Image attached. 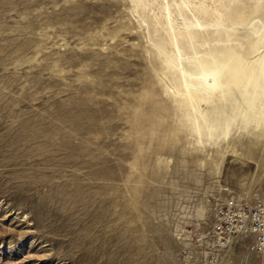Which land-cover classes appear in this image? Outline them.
<instances>
[{
	"label": "rangeland",
	"instance_id": "1",
	"mask_svg": "<svg viewBox=\"0 0 264 264\" xmlns=\"http://www.w3.org/2000/svg\"><path fill=\"white\" fill-rule=\"evenodd\" d=\"M187 1L233 27L234 0ZM238 4L249 16L230 43L253 61L264 0ZM183 9L0 0V264H264L246 216L264 199V79L228 125L184 103L177 50L155 44L157 28H184Z\"/></svg>",
	"mask_w": 264,
	"mask_h": 264
},
{
	"label": "bare ground",
	"instance_id": "2",
	"mask_svg": "<svg viewBox=\"0 0 264 264\" xmlns=\"http://www.w3.org/2000/svg\"><path fill=\"white\" fill-rule=\"evenodd\" d=\"M183 1L187 9H183L181 13L184 15V28L176 31L163 26L162 29L168 30L167 35L160 33L162 31L157 28L155 44L164 54L168 45L177 50V54L167 55L166 59L169 71L175 69L177 76L183 79L186 93L184 103L195 102L199 106L201 102H208L216 116L222 112L225 114L226 120L222 123L228 125L229 117L241 98L245 107H252L258 84L264 79V55L253 61H246L243 54L230 43L235 36L234 26L249 16L238 4L239 0H234L232 4L223 8L229 23L233 26L231 28L222 20H213V14L220 17L222 11L220 6L219 10L211 14L210 9L203 8L204 3L191 4L189 7V1ZM190 13L193 19L189 17ZM169 23H172L171 19ZM212 26H215V29L209 32ZM255 28L263 36L258 24ZM209 42L213 43L212 46L208 44ZM253 47H256V44ZM253 121L256 126L264 125V119L255 118ZM249 123L246 122V125ZM213 127L209 126V129L212 130ZM197 130L199 132L200 128ZM215 136L210 134L212 139Z\"/></svg>",
	"mask_w": 264,
	"mask_h": 264
},
{
	"label": "built area",
	"instance_id": "3",
	"mask_svg": "<svg viewBox=\"0 0 264 264\" xmlns=\"http://www.w3.org/2000/svg\"><path fill=\"white\" fill-rule=\"evenodd\" d=\"M246 216H251L256 224L258 233L261 235V238L264 242V199L261 201V204L255 209V211Z\"/></svg>",
	"mask_w": 264,
	"mask_h": 264
}]
</instances>
